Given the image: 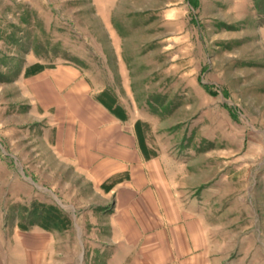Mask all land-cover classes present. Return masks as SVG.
Instances as JSON below:
<instances>
[{
    "label": "rangeland",
    "instance_id": "1",
    "mask_svg": "<svg viewBox=\"0 0 264 264\" xmlns=\"http://www.w3.org/2000/svg\"><path fill=\"white\" fill-rule=\"evenodd\" d=\"M77 83L79 107L196 171L184 202L219 264H264V0H0L5 255L106 263L111 207L56 153Z\"/></svg>",
    "mask_w": 264,
    "mask_h": 264
},
{
    "label": "crops",
    "instance_id": "2",
    "mask_svg": "<svg viewBox=\"0 0 264 264\" xmlns=\"http://www.w3.org/2000/svg\"><path fill=\"white\" fill-rule=\"evenodd\" d=\"M77 86L68 98H75L77 106L63 109L68 124L57 130L56 153L61 163L90 182L94 194L106 198L111 207L109 214L101 213L108 235L107 241L99 242L111 250L105 264H219L212 251L211 225L192 212L193 203L184 202L185 193L199 178L196 171L162 155H145L131 127L115 123L102 108L79 107L84 94L79 92L80 83ZM105 182L107 190L103 191ZM61 186L62 192L66 187ZM85 204L90 207L95 202L83 197L77 202ZM2 214L0 203V264H5L4 257L6 264H68L66 251H60L59 258L52 262L51 251H24L21 256L14 246L16 251L5 255ZM51 239L43 238L49 244ZM83 262L82 257L80 264Z\"/></svg>",
    "mask_w": 264,
    "mask_h": 264
}]
</instances>
